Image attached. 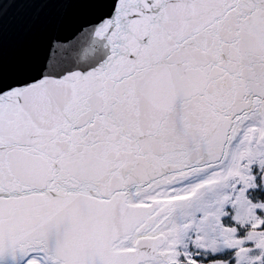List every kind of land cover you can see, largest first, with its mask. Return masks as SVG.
Listing matches in <instances>:
<instances>
[{"label":"snow or ice","instance_id":"6c2138e0","mask_svg":"<svg viewBox=\"0 0 264 264\" xmlns=\"http://www.w3.org/2000/svg\"><path fill=\"white\" fill-rule=\"evenodd\" d=\"M0 264H264V0H0Z\"/></svg>","mask_w":264,"mask_h":264}]
</instances>
